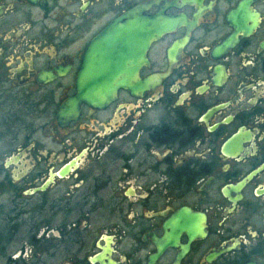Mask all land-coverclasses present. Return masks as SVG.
<instances>
[{"label": "flooded vegetation", "instance_id": "af4514ba", "mask_svg": "<svg viewBox=\"0 0 264 264\" xmlns=\"http://www.w3.org/2000/svg\"><path fill=\"white\" fill-rule=\"evenodd\" d=\"M141 20L129 87L76 103ZM0 264H264V0H0Z\"/></svg>", "mask_w": 264, "mask_h": 264}, {"label": "water", "instance_id": "95a60500", "mask_svg": "<svg viewBox=\"0 0 264 264\" xmlns=\"http://www.w3.org/2000/svg\"><path fill=\"white\" fill-rule=\"evenodd\" d=\"M142 22L144 23V20L136 24L135 41L132 35L129 37L130 28L125 25L117 32L108 33L91 42L84 56L82 73L77 80L76 103L101 108L114 98L119 87H129L134 80L133 72L136 73L145 49L163 32V28L152 30L150 35L147 34L146 38L138 43L139 36L142 35L140 33ZM122 56L136 57L134 68L128 69V63L125 64L121 58H117ZM119 71H127L130 74L118 76Z\"/></svg>", "mask_w": 264, "mask_h": 264}]
</instances>
